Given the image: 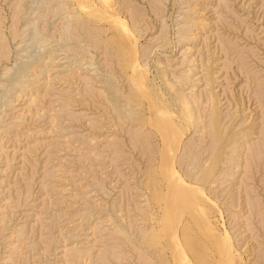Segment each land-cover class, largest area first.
Wrapping results in <instances>:
<instances>
[{
    "label": "rangeland",
    "instance_id": "1",
    "mask_svg": "<svg viewBox=\"0 0 264 264\" xmlns=\"http://www.w3.org/2000/svg\"><path fill=\"white\" fill-rule=\"evenodd\" d=\"M82 1L0 0V264H264V0Z\"/></svg>",
    "mask_w": 264,
    "mask_h": 264
},
{
    "label": "bare ground",
    "instance_id": "2",
    "mask_svg": "<svg viewBox=\"0 0 264 264\" xmlns=\"http://www.w3.org/2000/svg\"><path fill=\"white\" fill-rule=\"evenodd\" d=\"M76 1H77V0H76ZM153 1H154V0H153ZM17 2H18V1H17ZM154 2L157 3V1H154ZM154 2H153V3H154ZM78 4H79V6H80V10H81V11H86V10L88 11V10H89L88 12H90V13L93 14V15H95V14L97 13V12H94V11H93V12L95 13V14H94L93 12L90 11V9H88V5H87L88 2H87L86 0H85V1H82V2H79ZM107 5H108V4H107ZM153 7H154V6H153ZM156 8H157V7H156ZM129 9H131V8H129ZM92 10H93V9H92ZM133 10L135 11V9H133ZM88 12H87V14H88ZM135 12H136V11H135ZM104 14H105V13H104ZM104 16H105V15H104ZM138 16H139V15H138ZM82 17H83V16H82ZM96 17H98V16H96ZM99 17H100V16H99ZM102 17H103V16H102ZM110 18H111V17H110ZM105 19H106V17H105ZM103 20H104V19H103ZM109 21L114 22V23H112V24H115V27H116V28H118V27H122V28L125 27L124 22L121 23L122 21H121V22H118V21L116 22V21H114V20H112V19H109ZM109 21H107V22H109ZM220 38H221V37H220ZM142 86H143V85H142ZM142 88H143V87H142ZM146 89H147V88H146ZM149 89H151V88H149ZM141 92H143V91H141ZM144 92H145V91H144ZM144 92H143V93H144ZM147 92H149V91H147ZM148 94H149V93H148ZM102 95H103V94H102ZM143 95H147V93H146V94L144 93ZM152 96H154V95H152ZM152 96H151V97H152ZM144 97H146V96H144ZM158 97H159V96H158ZM146 98H147V97H146ZM159 98H160V97H159ZM150 99H151V98H150ZM153 99H154V98H153ZM161 99H162V98H161ZM172 99H173V98H172ZM181 99H182V98H181ZM149 101H151V100H149ZM158 101H159V100H158ZM168 102H169V101H168ZM152 103H153V102H152ZM158 103H159V102H158ZM171 103H172V102H171ZM174 103H175V102H174ZM149 104H150V103H149ZM153 104H154V106H157V105H155V102H154ZM169 104H170V103H169ZM151 106L153 107L152 104H151ZM151 106H150V108H151ZM161 106H163V105H161ZM173 106H174V104H173ZM159 107H160V105H159ZM168 107H169V106H168ZM153 108H154V107H153ZM155 109H157V110H163V109H158V108H155ZM155 109H154V110H155ZM154 110H152V111H153V112H157V111H154ZM150 112H151V111H150ZM162 112L164 113V111H162ZM150 114H151V113H150ZM157 114H158V112H157ZM157 114L154 113L153 115H157ZM159 114H160V113H159ZM165 114H166V113H165ZM167 115H168V119H169V114H167ZM157 116H159L158 118H160L161 115H157ZM161 117H162V116H161ZM163 117H164V114H163ZM151 118H152V115H151ZM153 118H154V117H153ZM164 118H165V117H164ZM164 118H163V120H164ZM155 119H157V118H155ZM161 119H162V118H161ZM188 119H189V118H188ZM152 120H153V119H152ZM157 120L159 121V119H157ZM163 120H162V121H163ZM149 121H150V120H149ZM153 121H154V120H153ZM151 122H152V121H151ZM148 123H149V122H148ZM155 123H157V122H155ZM149 125H150V123H149ZM166 129H167V128H166ZM164 130H165V129H164ZM164 130H163V131H164ZM167 130H171V127H170V129H167ZM167 130H165V131H166L165 134H166L167 139L165 138V136H164L163 138H165V139L168 141V143H169V141H171V140H170L171 138H170V133H169V131H167ZM173 133H174V131H173ZM173 133H172V134H173ZM163 134H164V132H163ZM163 134H162V135H163ZM174 135H176V134H174ZM168 137H169L170 139H169ZM174 138H175V137H174ZM165 139H164V141L167 143V141H166ZM176 139H177V136H176ZM172 140H173V138H172ZM177 140H178V139H177ZM178 141H180V140H178ZM178 141L176 142L177 144H176L175 141H174V144L178 145V143H179ZM171 142H172V141H171ZM171 142H170V143H171ZM262 143H263V142H262ZM248 150H249V149H248ZM249 153H250V152H249Z\"/></svg>",
    "mask_w": 264,
    "mask_h": 264
}]
</instances>
